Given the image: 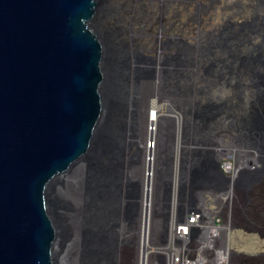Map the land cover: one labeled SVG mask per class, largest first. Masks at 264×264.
Here are the masks:
<instances>
[{
	"label": "water",
	"instance_id": "95a60500",
	"mask_svg": "<svg viewBox=\"0 0 264 264\" xmlns=\"http://www.w3.org/2000/svg\"><path fill=\"white\" fill-rule=\"evenodd\" d=\"M128 11L0 0V264H65L54 197L73 170H86L93 196L109 194L127 231L117 220L89 233L84 264H119L146 219L150 243L160 227L165 242L175 201L182 215L230 189L233 211L262 181L264 0H131ZM148 127L155 149L139 146ZM135 146L151 180L137 178L127 206ZM226 150L247 156L235 177L221 167Z\"/></svg>",
	"mask_w": 264,
	"mask_h": 264
},
{
	"label": "built area",
	"instance_id": "2783aa9c",
	"mask_svg": "<svg viewBox=\"0 0 264 264\" xmlns=\"http://www.w3.org/2000/svg\"><path fill=\"white\" fill-rule=\"evenodd\" d=\"M239 166L237 154H223L221 167L225 173L235 177ZM232 195L230 189L217 194L207 193L202 203L182 215L175 201L166 241L157 246L150 243V220L146 219L142 235L145 264L154 253L166 260L161 259L156 264H230L225 226L233 214Z\"/></svg>",
	"mask_w": 264,
	"mask_h": 264
},
{
	"label": "rangeland",
	"instance_id": "374dc122",
	"mask_svg": "<svg viewBox=\"0 0 264 264\" xmlns=\"http://www.w3.org/2000/svg\"><path fill=\"white\" fill-rule=\"evenodd\" d=\"M151 106V105H148ZM149 108V107H148ZM145 109V108H144ZM147 109V108H146ZM156 106H151V111L155 110ZM163 112V109L161 110ZM142 126L145 125V121L141 122ZM148 126V124H146ZM147 139L149 140V132L148 129L145 130L144 133H142L141 137L139 138V146L141 148H144L146 146ZM139 146H135L132 153V160H133V169L138 170L139 164L137 163L138 159V153H139ZM144 146V147H143ZM245 165V164H243ZM86 171V170H85ZM136 173V172H135ZM141 176V179L144 180V172L141 171V175L139 173L137 175H132L131 183L128 188V203L127 206L130 203H133L136 201V198L134 197L136 193V185H137V178ZM87 174H85V178L87 180ZM70 180H73V177L68 176L67 177ZM65 183H67L66 179L64 180ZM65 183H60L58 187H64L66 185ZM87 186V183H86ZM254 187H258L260 190L261 195V203L258 204V202L255 201L254 197L246 198L247 191H243L244 194L241 196L239 194L240 202L233 210V216L230 219V225L227 228V232L225 235L226 238V249L230 248V256H231V264H264V177L262 178V181L255 184ZM88 190V188H87ZM253 190V189H252ZM250 190V192L252 191ZM256 191V188L254 189ZM253 190V192H254ZM262 192V194H261ZM242 193V192H241ZM126 195V193H125ZM55 205L56 209L60 210V214L63 217L65 212H68V208L72 205L73 200L71 198V195L69 194H58L55 192ZM127 196V195H126ZM250 196V195H249ZM61 197L63 199V202L60 199H57ZM253 198V199H252ZM66 201L68 205H62ZM186 206L188 207V202L186 201ZM125 206V205H124ZM124 210V207H123ZM112 212V209L110 210ZM109 214L111 215V213ZM114 214V213H112ZM128 214V209L126 208V215ZM123 217V216H122ZM63 220L65 221L64 217ZM122 222L125 223V220L123 218ZM66 224V232L64 234V240L63 243L66 244L69 240V229H68V223L65 221ZM85 239L83 240V249L85 247L86 242V236L88 234L87 228H85L84 231ZM165 236V228L160 227V229L157 231L154 241L155 245H160L164 241ZM132 240L133 242H130L129 245L124 244L122 246V252L123 258L120 264H139L140 263V254L139 250L136 248L135 243V235L132 234ZM64 245L59 246V252H61V256L64 258V252L65 249ZM83 255V251L81 256ZM151 257V256H150ZM151 258L149 259L150 264ZM82 259V264L83 263Z\"/></svg>",
	"mask_w": 264,
	"mask_h": 264
},
{
	"label": "bare ground",
	"instance_id": "6f19581e",
	"mask_svg": "<svg viewBox=\"0 0 264 264\" xmlns=\"http://www.w3.org/2000/svg\"><path fill=\"white\" fill-rule=\"evenodd\" d=\"M117 3L121 6L122 12L120 15H123L125 19L129 17V6L131 5V0H116ZM112 23L114 22L112 19H109ZM154 27H156L155 24H153ZM162 113V111H160ZM160 112L158 111L157 114H152V117L156 116L159 120V115ZM152 124V123H150ZM156 129L153 127H148V132H149V140L153 139L156 140ZM148 139L146 142V150L148 149H153L155 146H151L149 148L148 146ZM229 147H225L227 149ZM155 149V148H154ZM226 152H231L227 151ZM239 157L240 164L243 165L246 163V157L245 155L241 154ZM142 170H130L131 175H141ZM136 172V173H135ZM86 171L85 170H73L69 173H67L64 177L63 180L66 179L67 183L64 185L62 188L61 186L58 187L55 192L58 194H69L71 195V198L73 200L72 205L68 208V212H65L63 217L65 221L68 223V229H69V240L66 242V244L63 243L65 252H64V258L63 261L65 264H82V249H83V240L85 239V228H87L88 234L86 236V239L89 235V233L94 234V232L98 231L100 228L105 227L106 225L108 226L109 224L114 226L116 224L117 220H119V215L117 214L118 210H114V214L110 215V209L111 207L114 209V206H111L110 204V198L108 191L103 192V196L107 194V196L102 198L101 195L98 196V194L93 196V194L90 193L89 190H87L86 186V178H85ZM71 176L73 177V180L68 179L67 177ZM144 180H151V175L150 174H145L144 173ZM153 179H155V175H152ZM141 179V176H140ZM256 188V191L254 190ZM107 190V189H106ZM254 190V192H253ZM251 192H249L250 197H254L255 201L261 203V195H260V190L258 187H254ZM242 192V193H241ZM241 196L244 194L243 190L239 192ZM262 194V192H261ZM234 195L232 196V199L234 200ZM101 196V197H100ZM253 199V198H252ZM120 206H121V211L120 214H123V207L127 201V196L125 193L120 194ZM110 208V209H109ZM122 218V219H121ZM119 220L120 228L126 233V228L124 227L126 223L122 222L123 217H121ZM121 221V223H120ZM114 223V224H113ZM117 224V225H119ZM230 223L228 222L225 226V230L229 227ZM111 227V228H112ZM119 227V226H118ZM132 234L135 235V243H136V248L139 250L140 254V263L139 264H145L144 254V242H143V236L138 235L139 232L134 231ZM139 237V239H138ZM139 240V241H138ZM62 245V246H63ZM122 246L123 242L120 244V257H119V264L122 261L123 258V253L122 252ZM226 250H230V248H227ZM149 264V261L148 263Z\"/></svg>",
	"mask_w": 264,
	"mask_h": 264
}]
</instances>
